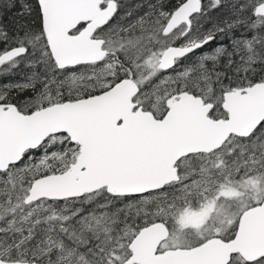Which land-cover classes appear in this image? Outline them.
<instances>
[{"label": "snow or ice", "instance_id": "6c2138e0", "mask_svg": "<svg viewBox=\"0 0 264 264\" xmlns=\"http://www.w3.org/2000/svg\"><path fill=\"white\" fill-rule=\"evenodd\" d=\"M0 264H264V0H0Z\"/></svg>", "mask_w": 264, "mask_h": 264}, {"label": "trees", "instance_id": "16d2710c", "mask_svg": "<svg viewBox=\"0 0 264 264\" xmlns=\"http://www.w3.org/2000/svg\"><path fill=\"white\" fill-rule=\"evenodd\" d=\"M4 22H7V18L5 19V21Z\"/></svg>", "mask_w": 264, "mask_h": 264}]
</instances>
